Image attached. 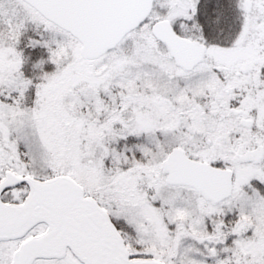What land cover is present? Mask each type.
<instances>
[{"label": "snow or ice", "instance_id": "obj_1", "mask_svg": "<svg viewBox=\"0 0 264 264\" xmlns=\"http://www.w3.org/2000/svg\"><path fill=\"white\" fill-rule=\"evenodd\" d=\"M0 264H264V0H0Z\"/></svg>", "mask_w": 264, "mask_h": 264}]
</instances>
